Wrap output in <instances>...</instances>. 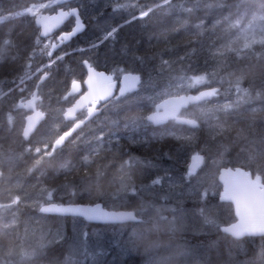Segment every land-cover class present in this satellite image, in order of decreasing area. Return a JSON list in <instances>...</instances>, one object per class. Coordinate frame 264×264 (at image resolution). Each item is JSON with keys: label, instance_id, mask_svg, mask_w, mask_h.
<instances>
[{"label": "snow or ice", "instance_id": "1", "mask_svg": "<svg viewBox=\"0 0 264 264\" xmlns=\"http://www.w3.org/2000/svg\"><path fill=\"white\" fill-rule=\"evenodd\" d=\"M190 6L181 4V8L185 13H194L199 10L201 4L209 10H216L219 13L218 18L213 24V28L219 25H226L223 30V35L217 37V40H212L211 36L208 38V43L199 42V52L204 53L206 49L215 48L214 52H210L205 58V68L201 71L203 74H193L188 76L183 69L181 75L174 76L171 73L167 76L168 84L163 92H157L155 96H148L147 99L154 102L156 111L151 114L140 118L132 116L125 122L126 129H132L136 131L141 126V122H144V126L147 124H162L166 120H173L180 124L191 126L193 131H198L201 127L198 122L200 119L207 125L208 139L204 142L203 151H210L213 145L219 143L220 140L225 139L231 141L232 145H238L240 152L244 153L252 145L251 151L248 152L246 163L251 166L256 164L255 178H251L250 172H241L240 168L235 169V173L241 179L234 180L231 184L226 182L225 194L221 197L222 200H229L235 204V216L237 222L231 224L229 227L221 228L222 220L219 214V206H216L217 211L211 214L206 213L205 209H200L199 215L203 217L204 223L211 226L216 231H222L225 234L232 237H242L245 234L254 235L256 233L264 234V135H261L260 143L257 144L252 138L256 137L259 133L254 130L255 118L252 121H248L245 116L246 108L243 105H249L253 102V99L261 101V107H252L250 110L253 114L264 111V99H262V90H264V63H260V59L264 58V0H209L205 3L204 0H187ZM67 6L66 0H48L47 3L32 4L25 12L20 15L31 14L35 18V23L42 28L39 34L36 36L33 46V51L29 53L27 61L24 65V72L16 77L12 83L19 90L20 93L28 91V82L35 81L34 90L30 92V99L25 100L21 96L19 103L14 105V108L20 107L27 108L33 112V115L26 116V123L22 130V148L21 155L27 154L33 160V164L28 168V172L32 173L38 166L47 162L49 166L55 168L58 163L59 157L63 150L68 146H76L84 135L83 127L92 122L94 117H97L103 110H107L110 107L118 111H122L124 108L131 109L135 105H141L145 97L141 96L140 91L143 88L142 76L137 74L133 75V69L117 68L114 71L121 73L122 80L120 81L118 94L113 92L114 80L112 76H105L102 72H95L93 65L89 60H83L82 64L88 69V77L83 82L72 79L71 86L64 92L62 96H56L55 100L57 104L68 103L66 108L60 107L54 109L58 114L54 118V122L49 126L47 122L41 125L46 128V132H40V135L46 136V139L34 140L33 137L37 132V125L44 121L45 113L43 111L36 110L37 101L42 102L41 90L44 82L51 77V69L58 62H62L68 52H62L60 55H56L53 58L54 52L60 48L65 42L69 41L79 31H82L85 27L80 15L77 12V8L68 7L67 11H59L54 16L44 15L42 10L54 9L56 7L63 8ZM134 8L138 12V16L135 13H130L132 20L137 18L143 19L148 17L157 8L172 9L175 7L173 0H162V2H156L153 0V6H149L147 3H123L118 4L114 11L126 10L128 8ZM227 9V15L224 14ZM69 17H75L74 27L66 32H61L59 36L52 37L51 33L54 28H58L59 24L67 20ZM6 19L0 17V20ZM131 21H125L129 23ZM185 24L187 21L184 22ZM204 22L201 21L194 25L195 28L200 29V35H203L207 30L203 27ZM123 25L112 27L110 30L106 29L101 36L97 38L91 45V49H98L104 45L107 41L115 42L116 34L119 28ZM171 31H179V29H172ZM163 39L166 47L165 51L171 50L170 42L168 40V32L161 33V36L157 38V42ZM47 41V42H45ZM242 41V46L241 45ZM139 43V41L137 42ZM43 44L40 48V52L48 57L47 63H41L36 67L35 71L32 70L33 58L36 53V49ZM217 44L219 46H217ZM259 45V50H256L254 46ZM13 46V42L5 38L0 42V59H2L9 51V47ZM81 51H83L81 49ZM124 55H127L128 48L125 46L122 49ZM197 50L192 49L190 52H186L184 56L179 57V60H188L192 55L196 54ZM234 54L229 56L228 54ZM163 56V52L160 53ZM253 55H255L257 62L253 63ZM16 57H13L15 59ZM148 59H151L150 57ZM133 60L138 61L143 67L145 65V57L137 56L133 54ZM210 61H215L221 64L220 67L209 71ZM172 60H161V64L158 67V75L164 77V69L174 63ZM226 77H234V82H230L229 88L225 89L222 93L220 87H210L206 91H199L197 95H177L185 88H194L197 85H211L213 82H217L223 85ZM250 85L254 86L256 95L253 97L249 88L242 87V82L249 78ZM151 79V78H150ZM176 81V83H173ZM83 86H86V90H83ZM153 88L157 85L153 84ZM234 87L237 99L231 102H225L223 104H215L212 107H201L200 117L198 118H182L179 113L183 108H187L189 104H199L204 102L207 105L209 98L219 97L221 95L227 96ZM13 88H9L5 96L9 95ZM55 89H51L48 93V99H53V93ZM164 95H170L169 100H163L162 103H155L156 100ZM78 97V98H77ZM74 101V102H72ZM223 115V119L221 118ZM210 121H215L213 124ZM231 121V123H229ZM8 124L11 127L13 124V118L11 113L8 115ZM113 125H118L119 120H112ZM261 133H264V120L259 122ZM239 125V127H234ZM79 130V131H78ZM75 134V135H74ZM172 134V133H169ZM115 135V133H111ZM54 136V139H53ZM105 133L101 132L99 136L94 137L98 147H90L88 153L81 158L79 167L84 169L85 176L92 179L91 166L96 164L95 182L97 188H99V182L101 179L108 175V171L116 167L114 161H110L108 165L97 163V158L103 159L101 155L104 151L103 141ZM180 139V137H177ZM186 141H193L197 139L195 136L183 137ZM91 143V142H89ZM221 148L226 147L223 144L219 145ZM110 151V149H108ZM221 155L223 153H220ZM19 159L14 154L3 153L0 149V183L3 187H0V195L6 194V202H0V221L6 220L9 216L12 218L11 223H4L0 228V236H11L18 228L16 220L20 211V206L23 204L28 206L38 207L40 213H58V214H72L74 216L83 217L86 221H104V222H125L132 221L134 224L143 225L142 230H133V236L141 241L152 240L154 236H159L162 231H168L175 233L177 228V221L174 218L172 221H167V217L158 215L155 218L145 219L143 216V208L139 211H116L108 212L101 210V205L96 203L91 207L81 206H63L56 204L54 201L57 188L49 187L42 183L37 178V183L32 185V189L35 190L34 195L25 190L24 185L17 180L12 183V177L5 176L3 165L5 163L15 162ZM192 163L189 165L185 176L181 177L182 180L191 179L194 175V170L199 164L205 160V157L201 153H196L192 156ZM215 164L216 161L212 157H208ZM132 163L131 160H126L119 165L118 171L122 173L120 177V187L114 193H106L101 191L100 195L104 197H110L112 200L119 201L121 195L128 196L137 195L142 189H138L135 186L129 188L124 183V176L127 173L124 172L126 166ZM73 165L71 161H65L60 163L58 169H56V175L59 176L61 172L68 173L71 171ZM231 174V170H228ZM11 172V169H9ZM43 175V173H41ZM166 177H156L151 181L148 186L149 190L156 185L164 183ZM67 182V177H66ZM73 185L72 195H76V187L83 184V178H80L79 184L75 179L71 181ZM67 186V183L66 185ZM14 189L19 190V193H14ZM195 190V186H193ZM91 191V189H89ZM201 199L206 201L207 189L204 193H201ZM173 213L176 209L172 210ZM167 222V228H162V222ZM25 237H21L18 234L13 237V240L4 245L0 243V251L5 253L4 258L0 259V264H30L32 260L41 259L46 254L48 245L43 242L44 238L35 244H29L27 249L25 248V239H27L28 228H25ZM81 235H86L82 233ZM57 239L62 240L63 236L57 231L56 238L51 241L55 243ZM170 245L161 246L158 242L152 241L145 248V262L146 264H169L172 257L163 255L167 253ZM261 252L259 256L260 264H264V244L260 245ZM179 255L187 258L197 260V264H210V260H206L202 257L190 254L187 252H181ZM229 255H231V249H229ZM64 264H72V253L65 258ZM242 264H256V261H245Z\"/></svg>", "mask_w": 264, "mask_h": 264}, {"label": "trees", "instance_id": "2", "mask_svg": "<svg viewBox=\"0 0 264 264\" xmlns=\"http://www.w3.org/2000/svg\"><path fill=\"white\" fill-rule=\"evenodd\" d=\"M38 1L40 0H0V17L6 18L0 20V42L5 38L13 42V46L9 47L8 53L0 59V149L3 150L5 155L14 154L19 157L17 161L9 164L5 163L3 165L4 169L7 167L12 168L13 175L21 171L23 167L25 168V163L29 165V167L33 164V160L30 156L27 154L21 155L23 151V148L20 149L22 146V137L19 130L15 129V131H13L15 124L14 120L11 127L9 126L8 115L11 113L14 119L15 114L13 111L16 109L14 105L17 104L18 101L20 102L21 96L26 98L34 89L35 81H29L28 91L20 93L12 81L24 72V65L29 53L33 51L34 41L38 35L37 28L34 24V17H32L30 13L25 15H20V13H23V9L27 6ZM101 1L102 0H68L66 2V5L74 6L78 9L85 27L54 52L53 58H55L56 55H60L62 52H68L70 55H67L62 62H58L52 67L51 77L44 82L42 87V95H48L51 89H55L53 96H61L71 79L79 75L77 70L82 66L83 60H89L92 65L106 69L108 72L115 73L116 75L121 74L118 71H114L117 68L129 70L135 68L142 76V79L147 83L157 78L159 92H163L168 84L167 76L169 73L174 76H179L181 75L182 69L187 75H192L195 72L202 73L198 70L205 68V58L210 52H214L215 48L206 49L204 53H200L199 42L208 43L209 36H211L212 40H217V37L223 35L224 27H226V25H219L213 28V24L218 18L219 13L214 9H206L203 3L198 11L194 13H185L180 6L181 4L190 6L187 0H173L175 7L172 9L157 8L148 17L132 20L130 13H135L138 16V12L131 7L126 10L114 11L115 3L113 0L110 5L99 10H93L95 5ZM156 2H162V0H156ZM204 2L207 3L209 0H204ZM135 3H147L149 6H153V0H133V4ZM55 9L56 8L48 9V11ZM224 14L227 15V9H225ZM153 20H156V22L154 23ZM125 21L131 22L125 23ZM185 21H187L186 24L184 23ZM201 21L204 22L203 27L210 30L205 31L203 35H200V29L194 27L195 24ZM119 25H123V27L119 28L115 42L110 40L98 49L90 48V45L96 41L106 29L110 30L112 27ZM64 27H70L69 22H67ZM177 28L179 31H171ZM165 31L168 32V40L171 46V50L168 51L164 50L166 45L163 39H161L159 43L157 42V38ZM147 33H149L150 36L152 34L157 35L146 39L145 35ZM120 37L123 38L122 41L118 40ZM138 41L139 43H137ZM125 46L128 48L127 55H124L122 52ZM217 46L219 45L217 44ZM42 47L43 44L36 49L32 63L33 71H35L36 67L41 63L48 62V57L40 52V48ZM254 48L259 50V45L254 46ZM81 49L83 51H81ZM192 49L197 50L196 54L192 55L188 60H179V57L184 56L186 52H190ZM161 52H163V56H161ZM133 54L145 57V65L143 67L138 61H129L130 58H133ZM228 55L231 56L234 54L229 53ZM121 56L124 57L123 61H119ZM13 57L16 58L13 59ZM113 57H115L114 60L112 59ZM149 57H151L152 60H149ZM162 59L175 61L170 67H165L164 77L158 75V67ZM263 59L264 58L260 59L259 62L263 63L261 62ZM252 62H257L255 55H253ZM209 63V71L221 66L220 63L215 61H210ZM226 81L234 82V77H226L225 82ZM173 83H176V81H173ZM248 83V78L242 82L244 87ZM211 85H218V83L213 82ZM9 88H13L14 91L5 96L4 93H7ZM193 90L194 88H185L180 92ZM235 96L234 88H232V91L228 93L227 96L221 95L210 101L214 100L217 104H223L225 102L235 101ZM51 103L55 105V100L52 99ZM213 105L207 103L206 106L212 107ZM248 106H250V104ZM242 107L247 108V105H243ZM143 114L142 112L134 114L129 111L126 112L127 118L138 115L141 116ZM193 115L195 118L200 117V113L196 114L194 112ZM221 118L223 119L222 114ZM254 118L257 119V117ZM210 122L216 123L215 121ZM229 123H231V121H229ZM166 125L170 126L176 134L171 137L164 136L156 139L155 142L146 147L147 149L145 151L137 155L134 154L135 145L130 141L125 143L127 149L126 157L128 160L134 159L137 164H142L143 160L153 163L152 169L145 170L144 176H139L138 179H136L139 183L146 184L149 182V179L155 176L156 165L177 166L178 161H176V158H179L181 153L185 150H190V152L198 150L201 137L208 139L207 132L205 131L206 127L204 128L202 123H200L201 127L198 131H193L186 125L175 121H169L164 126L158 128L161 129ZM234 127H239V125H235ZM203 131H205V134H202ZM12 134L15 136L13 137ZM190 135L197 137V139L193 141H186L183 139V137ZM177 137H180V139H177ZM224 141L225 139H223L221 143ZM225 143V147L230 145L228 141H225ZM89 148V139L86 136L81 138L76 146L70 145L66 147L60 155L55 168L49 166V164L45 162L34 169L29 179L30 182H32L31 185H35L37 183V178H39L42 183L49 187H60L59 190H64L67 187L73 189L71 181L75 179L79 184L80 178H83V184L75 189L76 195H72L71 192V194H67L64 197H54L55 200L61 202H64L66 199L82 203L92 202L93 197L89 195V189H91L93 185L95 188L92 193L95 194L96 198H98L97 195H100L101 191L104 190H108V193L116 192L118 183L113 176V168L110 169V173L112 172L110 177L106 176L101 179L99 188H97L95 178L92 177V179H89L88 176H85L84 169L79 167L81 158L87 154ZM69 160L73 165H77V167H73L68 173L61 172V174L57 176L56 169L59 168L60 163ZM109 161L115 162L117 171L119 165L123 163L119 155L111 159H100L97 163L108 165ZM142 168L143 167L140 165L137 167V170L140 171ZM183 170H186V167H184L182 171ZM95 171L96 168L91 171L92 176L95 174ZM119 172L120 171H118V173ZM41 173H43V175H41ZM89 182L90 185L85 186V183ZM66 183L67 186H65ZM140 196L145 200L154 198V196L148 197L143 194H140ZM134 199V201L121 205L119 208H137L138 205L136 202L139 197H134ZM193 204L195 203L184 200L178 203L167 200L166 205L161 208L167 211L166 209L170 207L180 205L186 207L188 205L193 206ZM24 210L25 214L23 213V215L27 216L31 221L29 222V227L24 226L22 221L23 218L21 219V217H18L16 220V225L18 226L17 230L13 232L11 236H0V243L7 245L17 234L24 237L26 234V227L28 228L27 234L32 233L31 236L33 237H36L39 233L43 234V242L48 245L46 254L41 259L32 260L30 264H64L65 258L70 252L72 253V264H146L145 248L148 244L152 243V241L158 242L161 246L170 245L168 252L163 253V255L172 257L169 264H197L196 259H186L178 254L181 252L195 254L196 256L210 260V264H242V262L253 260L256 261V264H260V245L264 244V240H234L229 236H225L224 233L220 231H217L216 234L210 235L209 237L200 236L201 239H195L187 232L176 231L175 233H171L162 231L159 236H154L152 240L141 241L132 234L133 230H142L138 224L95 225L84 223L79 218L44 215L40 213L38 209L30 208L29 206H24ZM20 211H22V209ZM18 215H20V213ZM36 222H39V224L34 225ZM3 224L4 220L0 221V228L3 227ZM74 226H79L78 232L74 231ZM58 230L63 236V239H57L55 243H51V241L56 238ZM82 233H86V235H81ZM211 237L213 239H211ZM37 239L39 241L41 240L39 238ZM35 243L34 239L32 241L30 240L28 243L25 242V248L27 249L29 244ZM229 249H231V255H229ZM4 255L5 253L0 251V259H3Z\"/></svg>", "mask_w": 264, "mask_h": 264}, {"label": "flooded vegetation", "instance_id": "3", "mask_svg": "<svg viewBox=\"0 0 264 264\" xmlns=\"http://www.w3.org/2000/svg\"><path fill=\"white\" fill-rule=\"evenodd\" d=\"M30 6L31 5L27 6L25 9H23V12H25V10L28 7H30ZM68 7L69 6L67 5V6H65L63 8L64 9H68ZM70 7H74V6H70ZM58 8L59 7H56L55 10H50V11L47 10L46 12H43V13H52V12L56 11ZM74 21H75V18L74 17H69L64 22V24L60 28H58V30H55L54 33L51 34V36L52 37L59 36L61 34V32H66V31L71 30L72 29L71 24L73 25ZM67 22H69L70 27H64V25ZM34 24H35V21H34ZM35 27L37 28L36 25H35ZM37 32L39 34L38 28H37ZM93 67H95L97 69H103V68L97 67L95 65H93ZM103 70H106V69H103ZM77 72H79V75L78 76H74L73 79H77V80H79V81L82 82V80H83V78L85 76V68H84V66L82 65L81 67H79L78 70H77ZM134 72H137V71H134ZM137 73L140 75L139 72H137ZM112 74L114 75L113 79L116 80V84H115V88H114V93L118 94V92H119V77H120L121 74H119V75H116L115 73H112ZM188 76H191V75H188ZM153 84H155V85L158 84L157 83V78H155L150 83H147V82H145L143 80V88L141 89L140 94H142L141 96L145 97V99H144V101H143V103L141 105H135L131 109L124 108L122 111H118V110L112 109L110 107L107 110H103L100 114H98V117H94L93 120H92V122H90L89 124H87V125H85L83 127L84 134L87 135L86 137H88L89 142H91V143H89V147H98V145H97L94 137L99 136L101 132H104L105 133V137H104V141H103L104 151H102V153H101V155L103 156V159L102 160H104L105 158H108V159L115 158L116 155H119V157L122 159V162L128 160L127 157H126L127 149H126V144H125V143H128V141H130L133 145H135V148H134L135 153L134 154L137 155V154L141 153L142 151H145L147 149L146 147H148V146L151 145V142L154 140L152 138H157V137L158 138H162L164 136L165 137H171V136H174L176 134L175 131L170 126H168V125H166L165 127L159 129L160 127H162L166 123H168V121H173V120H168V121H166L165 123H163V124H161L159 126H154L153 124H147V126H145V128H143V129L139 128L136 131H133L132 129H126L125 126H124L126 120L128 119L127 118V115H126V112L127 111H129L130 113H133V114L134 113H138V112H142L144 114L141 115V116L145 117L146 115H148V113H150V112H152L154 110V102L147 99L148 96H155L157 94V92H158L157 87L153 88V86H152ZM203 87H206V86L205 85H197L196 87H194V90L193 91H187V92H196V91L202 89ZM242 87H244L243 84H242ZM245 87L246 88H249L251 95L253 97H255L256 90L257 89L254 86L250 85V83H248ZM68 89H69V86H66L65 91L68 90ZM64 92L62 93V95L64 94ZM154 92H156V93H154ZM182 93H186V91L185 92L175 93V94L180 95ZM237 95L238 94H236V96H235L236 97L235 100L237 99ZM41 96L43 98L42 99V104H41V101H40V104H39V107L40 108H36V109L37 110H40V111H43L45 113V118H44V121H42L37 126V131H38V129L41 127V125L45 121L48 122L49 121V118L50 119H54L58 115L54 111V109L60 108V107L65 108L66 106H69L68 103L57 104L56 103V100L54 98L55 96H53V100H55V105L54 104H50V105H47L46 106L45 105V96H48V95H42L41 94ZM169 96L170 95H166V96L162 97L161 99H164V98L169 97ZM27 97H29V95ZM27 97L25 98V100L27 99ZM213 98H215V97H213ZM212 99H210V100H212ZM262 99H264V91L263 90H262ZM210 100H208V103H211V102L214 101V100L213 101H210ZM253 100L254 101L252 103H253V106L254 107H261V101L260 100H255V99H253ZM158 101H159V99L156 100L155 103H157ZM204 106H206L204 104V102L203 103L201 102L199 104H195L193 106H187V108L181 109L179 114L180 115H183L185 112L189 114L191 112V110H193L194 108H198L200 110V108L201 107H204ZM47 107H52L53 108V111L55 112V115L54 116H50V111L47 110ZM22 110L23 111L21 113L17 114V115L14 113L15 114L14 115L15 117L13 119L16 123H18L17 120H16V117L18 118V120L22 118L21 121L18 123L21 129H22L24 117L28 113L31 112V110H28L27 108H23ZM247 111H249V112L247 114H245V116L247 117L248 121H252L254 117H259V119H255V125H254V130L257 133H259V134L256 137L252 138V139H254L256 141L257 144H259L260 143V140H261V135H264V133H261V131L259 130L260 129L259 122L261 120H264V111L257 112L255 114H253L250 109H247ZM186 116H188V115H186ZM114 119H118L119 120V124L118 125H113L112 124V120H114ZM257 124H258V126H256ZM16 129L19 130V128H17V126H16ZM128 132H129V134H128ZM21 133H22V130L20 132V135H21ZM111 133H115V135L113 136V135H111ZM169 133H172V134H169ZM203 133L205 134V131H203ZM141 134L144 135V136H141L140 137L139 135H141ZM85 135H83V137H85ZM147 135H152L154 137L149 138V136H147ZM12 136L14 137L15 135L12 134ZM21 137H22V135H21ZM145 137H146V139H144ZM21 139L23 141V138H21ZM205 140H206L205 137H201L200 144H199V149L198 150L192 151V152H190V150H185L184 152H187V154H191V153H194V154L201 153L205 157V160L202 161V163L199 166V168L200 167H205L207 161L209 160L208 157H212V159H214L216 161V163H215V170H214V173H213V176H214V179H215V186H212V187L210 186V188H212V191H209L207 188H204V189H207V199L204 202H206L207 204H214V203H216L215 205H225L228 208V210L230 211V213H229V221H227L225 223H222L221 226H223V225H227V224L236 222L237 221V217L235 216V210H234L233 203H231L229 201H223V200L220 199L221 193H222V184L218 180V172H219V169L222 168V167L240 168L241 170L250 172L251 173V178L254 179L255 178V175H256V167H257V165L256 164H252L251 166H249L246 162H241V161L240 162H237V161H231V162H229L228 159H226V158H228V157L233 158V156H234L232 154L233 151L235 152V150H236V151H238V153L240 152V147L238 145H232L231 144V141H229V140H227L228 142H230V145L226 147L227 150H225V148H222V150L220 151V153H223L222 155L221 154L217 155V152H218L219 145L220 144H223V143H221V141L223 139L220 140L218 144L212 146V148L210 150L211 152L210 151H203ZM251 147H252V145H250L249 148H248V150L246 152H244V153L250 152L251 151ZM20 149H22V146H21ZM108 149H110V151ZM242 156H245L246 157V155H243L242 153L238 157H242ZM189 157H188V159H189ZM98 160H100V159L97 158V161ZM131 161H132V163H130L124 169V172L127 173V175H125V177H126V180L131 185H133V186H135L137 188L140 185H144L143 183H139V182L136 181V179H138L137 176L139 174H141L140 176H144V171L145 170H148V169H152L153 168L152 167L153 163L152 162H145L143 160V163L142 164H137L134 161V159H131ZM24 165H25V168L23 167V169L21 171H19V172H17V174H15V176L17 177L16 179L20 180L21 178H24L26 180L25 185L32 186L31 185L32 182H30V180H29L32 175H31V173H29L27 171L29 165H26V163ZM140 165L143 168L140 171H138L137 170V167H139ZM157 166L158 165H156L155 168ZM163 166H165V165H163ZM168 167H173V166H168ZM184 167H186V166H183V168ZM95 168H96V164H93L91 166V171H93ZM174 168H175V170L179 171L180 170L179 164H177V166H175ZM187 168H188V166L186 167V169ZM9 169H11V168L10 167H7L5 169L3 168V170L5 172V175L12 173L13 170H11V172H9ZM112 172H113V176L115 177V181L118 183V188L117 189H119V187H120V177H121L122 173L121 172L118 173L116 167L113 168ZM110 174L111 173H110V170H109L107 176L110 177ZM92 177L95 178V175H93ZM151 179H149V181ZM148 183H146V184H148ZM59 188L60 187L57 188V192L55 193V196L64 197L67 194L68 195L71 194V192H72V188H67L68 189L67 194L66 195H61L58 192ZM94 188L95 187L93 185L91 187V191H89V195L93 197V201L90 202V203L100 202L101 205L103 207L107 208V209H120L119 207L121 205H125L126 203H130L132 200H135L134 197H139V198L141 197L140 194H138V195H131L129 193L128 196L121 195V198L128 197L129 198V201H125V200H123V199L120 198L119 202L117 203L116 200H112L110 197H107L106 198L104 196L97 195L98 198H96L95 194L92 193V192H94ZM138 200L139 199H137V202H136L137 205H138V207L135 208V209H130V210H135V211H138L139 210ZM54 201H58V202H55V203H58V204H63V203H82V202L72 201L71 199H66L64 202H61V201L55 200V199H54ZM147 201L152 202V203L156 202V203L159 204V203H162V202L166 203L167 199H162V201H161V199L157 198L154 195V198H148ZM0 202H6V194H5V196L4 195H0ZM190 202H193L195 204H193V206L188 205V206L183 207V208L184 209L185 208L195 209L197 207V205L199 204L197 201H196L197 204H196L195 201H190ZM162 206H164V205H162ZM44 215H46V214H44ZM58 217H61V216H58ZM71 218H75V217H71ZM11 222H12L11 216H9L6 220H4V223H11ZM205 230H206V233H210L209 232L210 229H205ZM214 231L217 232L215 229H214ZM182 232H187V233H190L191 235L193 234V233H191L192 231L189 232V231L182 230ZM220 232H222V231H220ZM224 235L225 236H229L228 234H225V233H224ZM229 237L232 238L231 236H229ZM232 239H234V240H245V239L264 240V235H259V236L245 235V236H242L239 239H235V238H232Z\"/></svg>", "mask_w": 264, "mask_h": 264}, {"label": "rangeland", "instance_id": "4", "mask_svg": "<svg viewBox=\"0 0 264 264\" xmlns=\"http://www.w3.org/2000/svg\"><path fill=\"white\" fill-rule=\"evenodd\" d=\"M67 1L68 0H66V2ZM113 1L115 3V5H114L115 9L117 8L118 4H123V3L133 4V0H113ZM47 2H48V0H40V1L36 2L35 4L47 3ZM111 2H112V0H102L100 3L95 5L93 10H99V9H101L103 7H106L107 5H110ZM47 10L48 9H45V10H42V11L46 12ZM81 20H82V18H81ZM82 22H83V20H82ZM153 22L155 23L156 20H153ZM83 24H84V22H83ZM156 35L157 34H152L151 36H156ZM151 36L149 35V33H147L145 35V38L148 39ZM118 40L122 41L123 38L120 37ZM241 45H242V41H241ZM112 59L114 60L115 57H113ZM123 60H124V57L121 56L119 61H123ZM149 60H152V58L149 59ZM129 61H133V58H130ZM261 62L264 63V59ZM132 73H137V72L133 71ZM194 74L199 75V74H203V73L195 72ZM248 79H250V77ZM229 84H230V81L229 82L226 81V82H224L223 85H220V84L213 85V86L212 85L211 86L210 85H205L206 87H203L202 89L217 86V87L221 88V91L223 93L225 89L229 88ZM157 89H158V86H157ZM158 92H159V89H158ZM154 93H156V92H154ZM186 93H190V92H186ZM186 93H182V94H186ZM234 93H235V89H234ZM30 98L31 97H30V94H29V97H27V99H30ZM161 98L162 97H160L158 102H160L162 100ZM18 103H19V101H18ZM39 104H40V101L38 100L37 103H36V108H40ZM50 104H52V103L48 99V96H45V105L47 106V105H50ZM211 104L215 105V104H217V102L213 101V102H211ZM218 104H220V103H218ZM189 106H193V105H189ZM154 107H155V105H154ZM252 107H254L253 104H250V106L247 105L246 109H251ZM23 108L24 107H20L18 109H15L14 113L16 115L21 113L23 111L22 110ZM47 110L50 111V116H54L55 115V112L53 111L52 107H47ZM194 112L196 114L200 113L198 108H194L193 110H191V112L189 114L185 112L183 115H180V114L179 115L181 117H185V118H195L194 115H193ZM248 112L249 111H246L245 114H247ZM186 115H188V116H186ZM138 117L142 118L143 116H139L138 115ZM21 119L18 120V118L16 117V120H17L18 123L21 121ZM257 119H259V117H257ZM53 122H54V119H50L49 118V121L47 122V124L50 126ZM198 122L199 123H203V127H206L205 131L207 132V125L204 124V121L201 119ZM18 123L15 122V124H14L15 127L13 128V131H15L16 126H17V128H19V131L21 132V128H20ZM256 126H258V124ZM139 128H141V129L145 128L143 121L141 122V126ZM259 130L261 131V129H259ZM40 132H46V128H43L41 126L38 129V131L36 132V135L33 137L34 140H40V139H46L47 138L46 136L42 137L40 135ZM202 134H204V133L202 132ZM85 136H87V135H85ZM139 136L141 137V136H144V135H139ZM147 136H149V138L154 137L152 135H147ZM207 136H208V132H207ZM53 139H54V136H53ZM144 139H146V137ZM152 139H154V140L151 143L155 142L156 141L155 139H159V138L157 137V138H152ZM225 141H227V140H225ZM225 141L223 142V145L226 144ZM228 143L230 144V142H228ZM221 150H222V148L219 146L217 155H219ZM191 154H194V153H191ZM191 154H187V152H184L183 154L181 153L179 158H176V161H178V164L180 166V170L179 171L175 170V168H174L175 166L168 167V166H163V164L162 165H158L156 167L155 176L149 181V183L148 184H144V185H140L137 188L138 189H142L139 192V194H143V195H146L148 197L155 195L157 198L161 199V201H162V199H167L168 201H174V202H177V203L179 201H183V200L187 201V202H190V201H195L196 202L197 201L199 204L197 205V207L195 209H192V208H185L184 209L183 206L180 205V206L170 207V208L166 209L167 211H164L161 208V206L162 205H166V203H164V202L159 203V204L156 203V202L152 203V202H149L147 200H144L141 197L139 198L138 203H139V210L141 208H143V215H144V217L146 219L155 218L158 215H162V216L167 217V221H172L174 218H176L177 228H178L177 231H179V232H182V230L189 231V232L192 231L191 233H193V234H192L191 237H193L195 239H201L200 236H202V237L203 236H208L209 237L210 235H214L216 232L214 231V228H212L211 226L206 225L204 223L203 217L199 215L200 209L203 208V209H205L206 213L211 214L213 212H216L217 211L216 206H219V214H220V218L222 220V223H225V222L229 221V213H230V211L228 210V208L225 205H215L216 203L207 204L206 202H204V200L201 199V195L200 194L204 192V190H205L204 188H207L209 191H212V188H210V186L211 187L215 186V179H214V176H213V173H214V170H215V164L212 163V160L209 159L207 161L205 167H200V168H198L195 171V173H194V175H193V177L191 179V182H189L188 180H182L181 179V177L185 176V174L187 172L188 168L186 170H183V171H182V169H183V166L187 167V165H188V157ZM232 154L234 155L233 158H230V157L226 158V159H228L229 162H231V161L245 162L246 158H247V155H248V153H242L243 155H246V157L245 156L238 157V155H237L238 151H236V150H235V152L233 151ZM140 175L141 174H139L137 177H139ZM5 176L6 177L11 176L12 177V181H11L12 183H15L18 180V179H16L17 177L15 175H13L12 173L7 174ZM158 176L159 177H166L164 183H162L160 185H156L154 188L149 190L148 186L151 184V181L154 178L158 177ZM20 180L19 181L24 185L25 190L30 192V193H32L34 195L35 190L32 189L31 186L25 185L26 180L24 178H21ZM124 183L129 188L133 187V185H131L126 180L125 176H124ZM88 185H90V182L89 183H85V186H88ZM3 186H5V185L0 183V187H3ZM193 186H195V190H193ZM67 188H70V187H67ZM67 188L64 189V190H62V189L58 190V192L61 195H66L67 191H68ZM13 191H14V193H19V190H16V189H14ZM72 191H73V189H72ZM103 192L108 193V190H104ZM110 193H114V192H110ZM121 199H123L125 201H129L128 197H123ZM132 201H134V200H132ZM53 202H58V201H53ZM118 202L119 201H117V203ZM188 204H190V203H188ZM24 206L25 205H23V204L20 206V210L22 209V211H19L20 215H18V217H21V219L23 218V220H22L23 223H24L23 225L29 227V222H31V221L29 220V218L27 216L23 215V213L25 214ZM28 206L30 208L38 209V207L30 206V201H29ZM173 209H176L175 213H173V211H172ZM38 224H39V222L34 223V225H38ZM139 227L143 228V225H140ZM162 228H164V229L167 228V222L166 221L162 222ZM73 229H74V231L78 232L79 226H74ZM205 229H210V231H209L210 233H206ZM31 234H27V239H25L26 243L30 242V240L32 241L33 239H34L35 242H37V241H39L37 238L41 239V237L43 236V234L39 233V234H37L36 237H33V236H31ZM25 236H26V234L24 235V237ZM211 239H213V238L211 237Z\"/></svg>", "mask_w": 264, "mask_h": 264}, {"label": "water", "instance_id": "5", "mask_svg": "<svg viewBox=\"0 0 264 264\" xmlns=\"http://www.w3.org/2000/svg\"><path fill=\"white\" fill-rule=\"evenodd\" d=\"M68 9H64V8H58L56 11H54V12H52V13H43L44 15H49V16H54V15H56L57 14V12H59V11H67ZM77 12H78V10H77ZM75 18V17H74ZM34 21H35V19H34ZM66 21V20H65ZM65 21H63L62 23H60L59 24V27L58 28H60L63 24H64V22ZM74 24H75V22H74ZM35 25L37 26V28L39 29V31H42L43 29L42 28H40V26L39 25H37L36 23H35ZM73 27H74V25H73ZM58 28H54L53 29V31H52V33L51 34H53L54 33V31L55 30H58ZM80 32V31H79ZM78 32V33H79ZM83 65V64H82ZM84 66V65H83ZM84 68H85V76H84V78H83V80H82V82L85 80V79H87V77H88V69H87V67L86 66H84ZM94 68V70H95V72H102V73H104L105 74V76H112V77H114V75L112 74V73H109V72H107L106 70H103V69H97V68H95V67H93ZM133 75H137V73H132ZM114 80V79H113ZM122 80V76L120 75V77H119V86H120V81ZM115 84H116V80H114V86H113V92H114V88H115ZM70 86H71V82H70V84H69V88H70ZM214 87H217V86H214ZM82 88H83V90H86V86H83L82 85ZM209 88H205V89H200V90H198V91H196V92H190V93H186V94H181V95H197L198 93H199V91H206V90H208ZM78 98V97H77ZM171 98V96H169V97H166V98H164V99H162L160 102H158V103H162L163 102V100H169ZM213 98V97H212ZM212 98H209V100L210 99H212ZM74 102V101H73ZM201 103V102H200ZM189 105H195V104H189ZM188 105V106H189ZM66 107H68V106H66ZM65 107V108H66ZM184 109V108H183ZM29 110V109H28ZM37 110V109H36ZM37 111H40V110H37ZM154 111H156V109H155V107H154ZM154 111H152V112H154ZM152 112H150V113H148V115L149 114H151ZM27 115H33V112L31 111L30 113H28ZM26 115V116H27ZM26 116L24 117V121H23V125H22V129L21 130H23V126L25 125V123H26ZM182 118H185V117H182ZM187 119V118H186ZM166 121H168V120H166ZM165 121V122H166ZM42 122V121H41ZM164 122V123H165ZM176 122V121H175ZM178 123V122H177ZM163 124V123H162ZM39 125V124H38ZM37 125V126H38ZM154 126H159V125H161V124H153ZM183 125H185V124H183ZM186 126H188V127H190L191 128V126H189V125H186ZM23 138V137H22ZM194 154H192L190 157H189V159H188V167H189V165L192 163V156H193ZM202 155V154H201ZM203 156V155H202ZM202 163V162H201ZM201 163L199 164V166L201 165ZM199 166L194 170V172L199 168ZM235 169L236 168H230V167H222V168H220L219 169V172H218V180L221 182V184H222V193H221V197L225 194V190H226V182H227V184H231L234 180H238V179H241V177H238L237 175H236V173H235ZM228 170H231V174L229 173V171ZM241 172H245L244 170H241ZM221 197H220V199H221ZM222 200V199H221ZM223 201H229V200H223ZM229 202H231V203H233L232 201H229ZM96 203H99L100 205H101V203L100 202H95V203H63V204H60V205H63V206H68V205H73V206H81V207H91V206H94ZM56 204H58V203H56ZM233 205H234V210H235V204L233 203ZM101 210H103V211H108V212H116V211H134V210H130V209H107V208H105V207H103L102 205H101ZM43 214H46V215H55V216H61V217H75V218H80L84 223H87V224H95V225H106V224H126V223H134V222H132V221H125V222H116V223H111V222H104V221H92V222H89V221H86L83 217H79V216H74V215H72V214H58V213H43ZM237 222V221H236ZM236 222H233V223H236ZM233 223H230V224H227V225H223V226H221V228H224V227H229L231 224H233ZM224 233V232H223ZM245 235H250V234H245ZM244 235V236H245ZM259 235H264V234H260V233H256V234H254L253 236H259ZM229 236H231V235H229ZM232 237V236H231ZM232 238H235V239H239V238H241V237H239V238H236V237H232Z\"/></svg>", "mask_w": 264, "mask_h": 264}, {"label": "bare ground", "instance_id": "6", "mask_svg": "<svg viewBox=\"0 0 264 264\" xmlns=\"http://www.w3.org/2000/svg\"><path fill=\"white\" fill-rule=\"evenodd\" d=\"M83 78V77H82ZM69 86V85H68ZM153 108V107H152ZM98 117V116H97ZM169 122V121H168ZM171 122V121H170ZM96 128V127H95ZM155 129V128H154ZM154 131V130H153ZM123 133V132H122ZM131 133V132H130ZM141 133V132H140ZM128 134H129V132H128ZM127 134V135H128ZM150 134V133H149ZM123 135V134H122ZM142 135V134H141ZM105 144V143H104ZM204 163V162H203ZM112 225V224H111Z\"/></svg>", "mask_w": 264, "mask_h": 264}]
</instances>
